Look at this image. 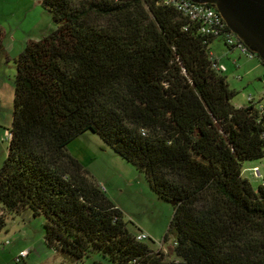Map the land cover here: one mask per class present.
<instances>
[{
	"label": "trees",
	"instance_id": "1",
	"mask_svg": "<svg viewBox=\"0 0 264 264\" xmlns=\"http://www.w3.org/2000/svg\"><path fill=\"white\" fill-rule=\"evenodd\" d=\"M37 1L55 30L14 60L0 233L7 212L30 209L46 219V245L73 262L167 264L69 152L91 132L174 202L164 241L174 235L177 264H264V187L243 176L264 158V116L232 103L213 68L217 39L157 0ZM3 41L0 29L9 59Z\"/></svg>",
	"mask_w": 264,
	"mask_h": 264
},
{
	"label": "rangeland",
	"instance_id": "2",
	"mask_svg": "<svg viewBox=\"0 0 264 264\" xmlns=\"http://www.w3.org/2000/svg\"><path fill=\"white\" fill-rule=\"evenodd\" d=\"M80 1L73 0L75 3ZM211 52L226 67L223 75L229 87L238 93L232 101L236 107L247 106L249 96L257 101L262 98L264 66L257 57L247 58L239 51L231 53L222 40H216L211 45ZM16 72L14 60L0 55V170L8 156ZM70 145L78 160L104 189L106 196L123 212L130 231L135 236L141 232L147 234L149 239L145 242L156 250H162L166 254L167 264L180 263L172 252L174 235L171 234L168 241H164L173 218V205L157 196L145 174L91 132L79 136ZM243 167V176L257 189L261 181L253 179L249 169L259 167L264 176V158L245 162ZM4 213L0 204V216ZM45 223L44 216L35 217L30 209L19 214L7 212L6 227L0 233V264H18L15 258L22 248L31 250L28 264H110L102 254H90L82 262H73L57 254L44 241Z\"/></svg>",
	"mask_w": 264,
	"mask_h": 264
},
{
	"label": "built area",
	"instance_id": "3",
	"mask_svg": "<svg viewBox=\"0 0 264 264\" xmlns=\"http://www.w3.org/2000/svg\"><path fill=\"white\" fill-rule=\"evenodd\" d=\"M164 6L174 8L184 17L191 21L197 22L200 26V33L206 37L222 40L225 45L230 48V51H239L241 55L247 58H256V54L249 49L236 35H234L225 21L223 20L217 9L211 5L197 4L191 0H157ZM213 68L218 73H224L227 71L226 67L219 63L217 59L212 55ZM264 85V77L261 79ZM264 94L260 100H255L253 96L248 97L249 104H252L259 109L264 116ZM10 135V133H9ZM249 172L253 179L261 181L260 186L264 187V176L259 167L249 169ZM136 239L140 242H145L149 239V236L143 232L137 235ZM30 251L24 250L16 257L15 262L23 264L28 258Z\"/></svg>",
	"mask_w": 264,
	"mask_h": 264
},
{
	"label": "crops",
	"instance_id": "4",
	"mask_svg": "<svg viewBox=\"0 0 264 264\" xmlns=\"http://www.w3.org/2000/svg\"><path fill=\"white\" fill-rule=\"evenodd\" d=\"M0 29L4 32L6 54L15 60L25 50L29 41H38L51 34L55 25L51 15L37 0H0ZM211 53L217 59L216 55ZM68 149L79 159L71 150V145ZM24 250L28 248L20 249L16 257ZM28 251L31 254V250ZM27 259L23 264H28Z\"/></svg>",
	"mask_w": 264,
	"mask_h": 264
},
{
	"label": "water",
	"instance_id": "5",
	"mask_svg": "<svg viewBox=\"0 0 264 264\" xmlns=\"http://www.w3.org/2000/svg\"><path fill=\"white\" fill-rule=\"evenodd\" d=\"M191 1L215 7L230 31L264 60V0Z\"/></svg>",
	"mask_w": 264,
	"mask_h": 264
}]
</instances>
